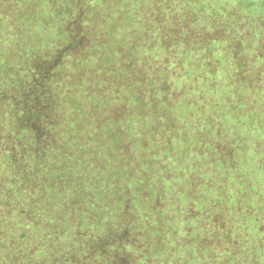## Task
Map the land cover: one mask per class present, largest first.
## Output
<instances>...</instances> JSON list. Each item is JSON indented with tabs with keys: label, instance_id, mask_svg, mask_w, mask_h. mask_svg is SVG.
Masks as SVG:
<instances>
[{
	"label": "trees",
	"instance_id": "1",
	"mask_svg": "<svg viewBox=\"0 0 264 264\" xmlns=\"http://www.w3.org/2000/svg\"><path fill=\"white\" fill-rule=\"evenodd\" d=\"M152 4L153 54L143 61L154 68L155 98L163 85L169 89L171 118L164 106L153 117L147 113L141 91L130 87L140 89L145 81L129 71L137 84L126 82L127 93L124 82L116 81L105 102L91 113L88 108L99 118L91 125L69 113L75 101L83 99L88 107L100 92L79 61L93 49L101 54L95 45L101 30H84L90 22L86 8L94 1L0 0V264L158 263L164 250L150 253L144 231L145 218L163 210L162 197L142 191V203L133 208L132 186L117 185L126 168L133 179L148 178L155 158L168 151V144L150 146L144 138L150 120L155 132L180 136L184 147L192 135L201 136L207 171L216 174L215 201L188 209L197 215L194 227L203 224L194 235L202 242V264H264V0ZM160 17L169 18L168 28ZM63 33L64 40L53 43ZM116 50L126 63V48ZM75 61L83 69L79 76L70 70ZM127 105L135 108L131 118L137 121L126 127ZM100 108H106L101 115L95 111ZM159 113L169 121L157 122ZM127 131L142 137L130 139ZM100 141L104 155L95 150ZM133 147L149 154L139 168ZM216 200L217 206L230 204L227 220L216 217ZM194 236L185 225L159 235L156 247L182 250L164 264L195 262L188 248Z\"/></svg>",
	"mask_w": 264,
	"mask_h": 264
},
{
	"label": "rangeland",
	"instance_id": "2",
	"mask_svg": "<svg viewBox=\"0 0 264 264\" xmlns=\"http://www.w3.org/2000/svg\"><path fill=\"white\" fill-rule=\"evenodd\" d=\"M93 1L94 6L89 5V7L86 8L89 14L88 17L90 22H87L88 29L84 28V30H91L90 32H92V30H101L102 36L100 40L96 41L95 44L98 49H101V54L95 56V50L93 49V51L89 54L88 59L80 58L79 61H82V63L86 66V68H84L87 73L86 78L93 80L99 87L98 90H100V92H95L92 94V99L89 100L90 105L88 107L83 106V99H78L75 101L78 104L76 103V108L72 109L71 113H69V117L75 120H78L79 117H85L86 120H89V123L92 125L94 121L98 120L99 118L90 116L88 108H90L89 111L91 113L92 110L97 109L95 108L96 103L101 102V100L102 102H105L108 99V96L111 95L108 93L116 91V81L118 82L119 80H122L121 83L124 82V91L129 93L131 89L127 90L129 87L126 86L125 83L129 82L130 80V75L128 74L130 71L134 73L135 76H141V81H145V86L140 85V89H138L137 85H130V87H133L132 89L135 92L139 90L141 91V98L145 102L143 104L146 107L147 113L153 117L154 114L160 110V106H164L167 118H171L172 114L170 111L172 110L171 108L168 109V107L172 106V104L170 105L169 101V89L163 85V87L159 89L161 91L159 93L160 96L157 97L161 99L155 98V91L157 90L155 87H153L154 68L150 62L147 61V65H145L143 61L144 56L151 57L153 54L152 37L154 35L152 32L151 20L149 18L153 7L152 0H140L141 2L138 6H132L131 0H92V2ZM160 18V22L163 25L162 27L168 28V25L170 24L169 18ZM65 36V33L58 35L55 39H53V43H59L60 41H63ZM165 39L168 40L167 37H165ZM36 44L37 46L39 45L38 42H36ZM164 44L166 43L164 42ZM118 46H123L127 50L128 58L126 63L124 61H120L121 57L119 58L116 50ZM140 56H142V59ZM139 60H142V62H139ZM78 63L80 62L75 61L70 68L72 73H75L77 76H79L81 74V70H83L78 69ZM156 72L159 73V71ZM98 74L102 75L103 78H99ZM86 81L87 80H83L81 84L86 83ZM130 82L137 84L136 78L133 80L131 79ZM75 87L80 93L83 92L82 87ZM95 91H97V89ZM119 101L120 100H118V102ZM112 102L114 104L117 102V100H112ZM154 103L159 106H155ZM80 108H82V110ZM191 108L198 110L196 106ZM104 109L106 108H100L99 110L95 111L97 114L101 115L104 113ZM82 111H84L83 114H80ZM134 112L135 108H131L130 105H127L122 109V122L125 123L126 127L128 126L126 123L137 121L136 118H131ZM178 112L180 113L181 110H178ZM164 120L169 121L168 119H164L163 113H159L157 122L161 123L164 122ZM110 121H108V124H106L108 128L111 126ZM152 123L154 122L151 120L146 122V125H148L147 128L144 127V138L151 143L150 146L156 142H162L164 146L165 144H168L167 150L169 152L165 151L162 154H158L160 156L155 158V160H157L156 164L152 166L151 170L147 171L148 178L144 177V179H141L142 174H140V176H137V179H133V176H130L128 168H126L120 173V180L117 182V185L118 187H125L127 185L132 186V189H130L131 195L129 197L134 204L133 208H137L138 203H142V191L148 192V196L150 198H152L154 195L162 197V200L164 201L162 209L164 211L162 210L161 212L156 213L151 212L150 218H145L146 231H144V233L147 234L145 242L150 245L148 247L150 253L164 250L162 254H158L159 258H156V260H159V262L156 264H164V262H168V256L170 253L178 255L182 252V250L171 246L162 248L156 247L157 242L160 240L157 237L159 235L161 236L164 231L167 233H174L175 230H178L182 225H185L190 229L191 236L197 235V229L200 231L203 227V224L200 221L201 226L198 228L194 227L197 215L195 214V211H190L188 209L192 207V209L195 210V207L202 203L210 205L211 202L215 201V195L217 194L218 190L216 174H214L213 171H207L209 168L205 165V159L203 158L200 151V147L202 145L200 142L201 136L192 135L193 138L190 139L189 146L184 147L182 145L180 136H165L161 135V132H158L160 133L158 134L154 131L152 127L154 125H152ZM149 124L151 125V128H149ZM207 126H209V128L214 132L215 128L213 124H208ZM99 127L104 129V122L100 121ZM127 135L130 136V139L134 140L136 138L142 137L141 135L137 136V133L134 134L133 131H127ZM167 137L174 138L169 141ZM106 139L107 137L101 136L99 140ZM166 140L169 143H167ZM100 144L101 146H97L95 150H100V153H103L104 155L105 151L104 147H102L103 143H101V141ZM134 147L133 157L135 160H137L136 167L139 168L140 165H143L145 156H149V154L146 152L142 154L141 151L137 152V150L135 151ZM209 149L215 151L213 146L209 147ZM154 154L155 152L153 151L152 157ZM149 158L150 157L147 159L149 160ZM179 164H181L182 169H179ZM181 177H183L182 180ZM129 178L131 180H129ZM217 202L218 201L216 200L215 215L217 214L219 216L216 217L225 218V220H227L231 215V211H229L231 208L230 204L222 202L217 206ZM218 209H220V212ZM165 211H167V213H165ZM142 214L146 215L144 212H142ZM190 238L193 239L189 243V251H195V257H197L195 262L192 261L189 264H202L203 255L200 254L202 250V242H200L196 236ZM184 249L187 251L186 247H184ZM133 252L128 253L132 254ZM210 252V255L213 257L217 253L215 249H212ZM127 256L128 258L131 257L129 254L126 255V257Z\"/></svg>",
	"mask_w": 264,
	"mask_h": 264
}]
</instances>
